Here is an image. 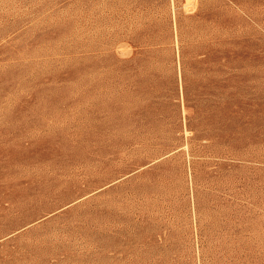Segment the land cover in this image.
<instances>
[{
	"label": "rangeland",
	"instance_id": "1",
	"mask_svg": "<svg viewBox=\"0 0 264 264\" xmlns=\"http://www.w3.org/2000/svg\"><path fill=\"white\" fill-rule=\"evenodd\" d=\"M0 264H264V0H0Z\"/></svg>",
	"mask_w": 264,
	"mask_h": 264
}]
</instances>
